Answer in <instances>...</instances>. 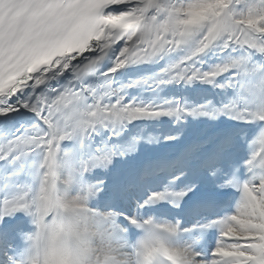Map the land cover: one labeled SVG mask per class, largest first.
<instances>
[{"label": "snow or ice", "instance_id": "obj_1", "mask_svg": "<svg viewBox=\"0 0 264 264\" xmlns=\"http://www.w3.org/2000/svg\"><path fill=\"white\" fill-rule=\"evenodd\" d=\"M0 264H264V0H0Z\"/></svg>", "mask_w": 264, "mask_h": 264}]
</instances>
